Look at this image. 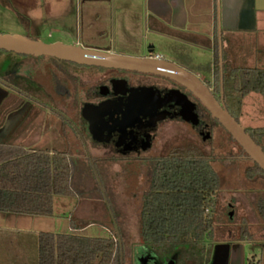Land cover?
Wrapping results in <instances>:
<instances>
[{"label": "rangeland", "instance_id": "1", "mask_svg": "<svg viewBox=\"0 0 264 264\" xmlns=\"http://www.w3.org/2000/svg\"><path fill=\"white\" fill-rule=\"evenodd\" d=\"M148 20V10L139 0H118L112 6H91L81 0H0V34L17 35L45 44L60 42L130 57H142L145 48L153 47L154 55L158 54L164 60L186 69L198 79L208 82L213 78L215 87L213 52L157 35L149 29ZM231 43L228 51L224 49L222 52L218 48L219 66L224 61V73L236 68V40ZM18 60L34 64L51 62L46 57L32 58L0 51V77L13 86L24 85V78L13 74ZM26 83L31 89L32 83ZM1 87L10 90L3 85ZM29 94L38 102L51 106L44 94L32 91ZM43 116L42 133L31 149H51L68 154L72 163L71 189L74 196L54 197L52 217H28L32 218L31 229L95 238H107L116 230L123 264L137 263L142 252L138 216L153 161H118L91 167L83 153L67 147L71 133L61 117L49 111H44ZM237 117L244 129L263 128L262 99L256 94H249L243 100ZM180 148H192L211 160L218 177L211 242L232 240L233 224L237 225L247 213L251 214L255 198L264 192V176L250 172L254 169L252 163L236 156L234 143L214 124L207 141H202L182 124H169L160 132L155 149L147 154L148 159L155 160ZM229 203L233 207H227ZM228 212H232L231 217ZM25 241V244L29 243L27 238Z\"/></svg>", "mask_w": 264, "mask_h": 264}, {"label": "flooded vegetation", "instance_id": "2", "mask_svg": "<svg viewBox=\"0 0 264 264\" xmlns=\"http://www.w3.org/2000/svg\"><path fill=\"white\" fill-rule=\"evenodd\" d=\"M148 50L149 47L145 48L142 57L164 60L153 54V48L151 54ZM213 58H217V63L212 70L214 73L218 67L221 85L225 64L223 61L219 66L217 43ZM48 59L51 62L41 64L18 60L13 74L24 78L22 86H13L0 77V144L31 149L42 133L44 111L61 117L71 133L67 147L83 153L91 167L118 161H152L147 154L155 149L160 132L169 124H182L201 140L204 132L210 135L212 124L223 130L191 92L168 78ZM81 67L89 69L80 70ZM28 81L32 83L31 89L26 86ZM200 81L217 101L221 100L222 93L215 92L213 78ZM31 91L44 94L51 106L38 102L29 94ZM194 114L198 115L196 125H193ZM254 201L251 214L233 224L232 240L210 242L204 264L210 263L215 250L216 264L222 263L225 254L227 264H264V192ZM227 207L233 205L229 203ZM141 251L137 263L129 264H194L192 259L178 257L172 251L165 255L143 247Z\"/></svg>", "mask_w": 264, "mask_h": 264}, {"label": "trees", "instance_id": "3", "mask_svg": "<svg viewBox=\"0 0 264 264\" xmlns=\"http://www.w3.org/2000/svg\"><path fill=\"white\" fill-rule=\"evenodd\" d=\"M215 68V92L222 93L225 109L239 123L243 100L264 90V73L233 68L223 73L220 85ZM245 132L264 151V127ZM227 136L236 146V156H245ZM152 161L138 216L140 244L160 255L172 251L203 264L209 255L218 191L211 160L192 148H180ZM251 163L254 169L250 172L264 176ZM71 176L72 163L66 152L0 144V213L52 217L54 197L74 196ZM37 264H123L119 234L114 230L107 238H95L40 232Z\"/></svg>", "mask_w": 264, "mask_h": 264}, {"label": "crops", "instance_id": "4", "mask_svg": "<svg viewBox=\"0 0 264 264\" xmlns=\"http://www.w3.org/2000/svg\"><path fill=\"white\" fill-rule=\"evenodd\" d=\"M81 1L91 6L118 2ZM139 1L148 10L153 33L211 52L216 43L222 52L228 51L236 40V69L264 73V0ZM250 94H256L264 103V90ZM30 219L0 213V264H37V235L42 231L31 229ZM26 238L29 245L25 244Z\"/></svg>", "mask_w": 264, "mask_h": 264}, {"label": "water", "instance_id": "5", "mask_svg": "<svg viewBox=\"0 0 264 264\" xmlns=\"http://www.w3.org/2000/svg\"><path fill=\"white\" fill-rule=\"evenodd\" d=\"M0 51L23 56L54 58L86 67L125 70L168 78L191 92L209 113L211 119L217 121L241 148L245 157L264 173V151L262 147L257 145L245 132V129L228 113L224 107L222 97L220 101H217L195 75L171 62L151 57L121 56L107 51L65 45L60 42L45 44L17 35L3 34H0ZM148 53H152V48L149 47ZM196 124H198V115L194 114L193 125ZM209 138L208 132H204L202 140L206 141ZM216 258L217 250L214 251L209 264H216ZM221 264H227L226 254Z\"/></svg>", "mask_w": 264, "mask_h": 264}, {"label": "built area", "instance_id": "6", "mask_svg": "<svg viewBox=\"0 0 264 264\" xmlns=\"http://www.w3.org/2000/svg\"><path fill=\"white\" fill-rule=\"evenodd\" d=\"M157 57V56H156Z\"/></svg>", "mask_w": 264, "mask_h": 264}]
</instances>
